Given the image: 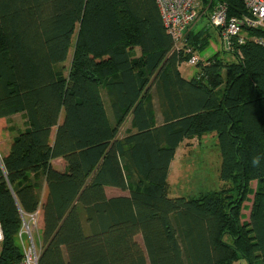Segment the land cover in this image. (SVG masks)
<instances>
[{
	"label": "trees",
	"instance_id": "1",
	"mask_svg": "<svg viewBox=\"0 0 264 264\" xmlns=\"http://www.w3.org/2000/svg\"><path fill=\"white\" fill-rule=\"evenodd\" d=\"M218 1L229 18L249 14L243 0ZM173 47L155 0H0V120H27L0 163V264H21L23 215L38 210V264H264V46H223L234 61L200 62L191 80L179 70L190 56ZM206 135L222 187L171 198L177 149Z\"/></svg>",
	"mask_w": 264,
	"mask_h": 264
},
{
	"label": "built area",
	"instance_id": "2",
	"mask_svg": "<svg viewBox=\"0 0 264 264\" xmlns=\"http://www.w3.org/2000/svg\"><path fill=\"white\" fill-rule=\"evenodd\" d=\"M163 25L174 42L173 52H183L190 56L189 66L197 67L201 62L192 48L187 44V33L201 18L210 15L209 26L218 33L222 45L231 50L252 40L264 46V0H243L249 14L239 18L228 17V6L216 0L212 9L206 7L203 0H155ZM251 31H261V37H248ZM3 157L0 153V163ZM41 219V210L23 215L22 227L19 232V242L23 250L24 259L21 264H38L41 246H36V236ZM27 238V240L25 239ZM3 241V231L0 225V245Z\"/></svg>",
	"mask_w": 264,
	"mask_h": 264
},
{
	"label": "rangeland",
	"instance_id": "3",
	"mask_svg": "<svg viewBox=\"0 0 264 264\" xmlns=\"http://www.w3.org/2000/svg\"><path fill=\"white\" fill-rule=\"evenodd\" d=\"M193 34H197L200 38V43L195 51L196 56L201 60V64L207 63L211 58L219 55L221 59L227 62H233L234 58L230 54H225L220 38L215 33L213 28L208 25V20L202 15L200 20L190 30ZM194 49V47H190ZM134 57L135 54H133ZM188 57L183 60L181 65V71L184 75L191 77L197 67L189 66L187 64ZM190 69V73L186 74L187 69ZM16 120V121H15ZM15 122L9 120H0V153L4 157L9 149L11 138L16 134V126L22 121L15 119ZM181 153V152H180ZM193 160V161H192ZM185 157L182 154L178 155L175 163L173 164L169 182L171 188L169 196L171 198L176 197H197L201 193L210 192L212 190H219L220 170H221V155L219 148L214 147V141L212 138H207V141L197 151L193 159ZM191 162V163H187ZM194 177V183L190 182V178ZM203 178V179H202ZM253 201V195H250L248 199L243 203L242 215L243 219L248 216L249 210H251ZM42 213L38 233L36 236V246H41V229H42ZM27 240V238L25 237ZM138 241L142 243L141 237H138ZM143 244V243H142ZM1 252V245H0ZM244 263V261H242Z\"/></svg>",
	"mask_w": 264,
	"mask_h": 264
},
{
	"label": "crops",
	"instance_id": "4",
	"mask_svg": "<svg viewBox=\"0 0 264 264\" xmlns=\"http://www.w3.org/2000/svg\"><path fill=\"white\" fill-rule=\"evenodd\" d=\"M208 25H209V22H208ZM221 44H222V42H221ZM73 54H74V50L71 49L70 50V53H69V56H68V60L65 63V66L66 67H69L70 66V63H71L72 58H73ZM134 54H135L136 58L141 57V49L140 48H136L134 50ZM179 70H180L183 78H185L186 80L193 79L195 77L196 73H197V69H196V72L191 77H189V76L184 75L182 73L181 66H180ZM189 70L190 69L188 68L187 71H186V74L190 73ZM152 97H153V102H154V106H155V111H156V116H157V122H158V124H162L163 123V119H162L161 112H160L158 93H157V90H156V87L155 86L152 87ZM15 119H17V120L20 119L22 122L19 123V124H17V125H21V126H19V127L16 126V134H14V136L11 138V141L21 131H24L27 128V123H26L27 120L25 119V117H24L23 114H17V115H14V116L10 117V118H7V119H1V120H6V121L9 120L12 123L16 121ZM121 131H122V135L123 136L126 135V132H129V131L135 132V130H132V126H131V121L130 120H128V122L122 127V130ZM209 137L212 138V140L214 141V147L217 148L218 147V142H217V137L215 135H206V136H204L202 138L186 139L179 146V148L177 149V152H176V156H175L174 160L172 161V163L170 165V170H169V175H168L169 191H170V188H171V184L169 182V178H170V175H171V171H172L173 164L175 163L176 159L178 158V155L182 154L183 158L185 157V159H187V158L190 157L191 160H192L193 157H195V154L197 153V151L202 147V145L207 141V138H209ZM219 151H220V149H219ZM187 163H191V162H187ZM221 163H222V159H221ZM53 166L56 169H58L59 171H65V169L67 167L66 162L64 160H62V159L54 160L53 161ZM194 179H196V178L191 177L190 178V182L194 183ZM194 184L196 185L197 183L195 182ZM222 185L223 184L221 182L219 184V187L221 188ZM251 188L252 189H255L256 188V182H252ZM212 191H215V190H212ZM45 194H46V191H44V197H45ZM106 194H107L108 197H119V196H129L130 193H129V191H122V190L117 189V188H110V187H108V188H106ZM201 194H204V193H201ZM249 216H250V210H249L248 216L245 219H243V221H248L249 220Z\"/></svg>",
	"mask_w": 264,
	"mask_h": 264
},
{
	"label": "clouds",
	"instance_id": "5",
	"mask_svg": "<svg viewBox=\"0 0 264 264\" xmlns=\"http://www.w3.org/2000/svg\"><path fill=\"white\" fill-rule=\"evenodd\" d=\"M254 163H258V160H254Z\"/></svg>",
	"mask_w": 264,
	"mask_h": 264
}]
</instances>
